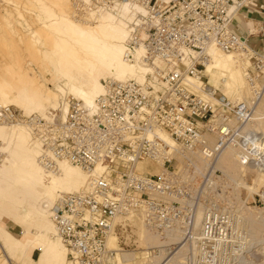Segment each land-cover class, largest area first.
Listing matches in <instances>:
<instances>
[{"label": "built area", "instance_id": "1", "mask_svg": "<svg viewBox=\"0 0 264 264\" xmlns=\"http://www.w3.org/2000/svg\"><path fill=\"white\" fill-rule=\"evenodd\" d=\"M72 2L77 10L116 12L121 3L127 6L122 57L138 62L142 77L103 78L102 91L90 104L66 96L62 118L53 109L23 115L0 103V121L27 125L44 168L54 170L57 161H64L86 173L82 188L56 196L50 215L70 261L102 264L111 252L105 237L113 217L139 210L147 226L164 238H177L172 243L182 246L178 264H233L234 249L218 212L206 209L195 229L194 211L185 208L181 174L186 159L194 164L193 152L211 160L231 145L240 152L241 163L250 159L253 135L246 122L264 91V20L252 30L241 29L237 14L244 7L264 10V4L257 0ZM240 47L247 58L243 76L250 98L231 101L216 91L210 97L202 94L208 49ZM191 75L200 78L199 91L191 88ZM184 152L190 158L183 157L178 167L175 154ZM142 161L153 162L158 170H140Z\"/></svg>", "mask_w": 264, "mask_h": 264}, {"label": "rangeland", "instance_id": "2", "mask_svg": "<svg viewBox=\"0 0 264 264\" xmlns=\"http://www.w3.org/2000/svg\"><path fill=\"white\" fill-rule=\"evenodd\" d=\"M23 1L0 0V90L2 89L6 93L4 97L7 100L6 104L25 115L31 112L41 113L26 107L27 103H31L32 98L41 97L42 91L47 97H50L57 93L55 85L58 82L67 83V76L75 70L69 62V58L75 59L77 62H90L91 59L79 45L71 40H62L59 54H53L54 35L49 27L50 23H41L31 9L28 10L30 6L28 9L24 6ZM71 11H74L72 15L78 20L77 24L83 23L90 26L88 21L80 19V14L75 11L74 7ZM255 23L251 22L250 26L254 28ZM254 40L257 41L258 38H254ZM234 52L241 53L242 51ZM68 55L70 56L68 57ZM243 55L245 56L244 53ZM59 69L62 70L60 74L57 73ZM107 74L99 76L101 82L107 76L126 79ZM128 78L137 77L132 75ZM202 80L205 83L208 82L204 72ZM246 86L245 88H248ZM222 87V85H216L213 88L216 93L235 101V99H230V90L226 91ZM195 90L199 91L197 88ZM66 96L73 95L66 93L62 100ZM261 96V101L259 100V103L256 104L257 100L251 106L246 125L253 135V138L251 137V140L253 139L251 152L261 150V148H256L257 146L252 142L257 139L259 142H264L263 133H258V131H262L260 128L264 127V93ZM249 98V90L244 89L240 98L236 100ZM52 109L60 114L59 107L57 110V108L49 106L46 110ZM19 122L23 124L22 121H0V193L6 195L5 202L13 201L10 208L26 206V211L20 217L26 221L28 219V222L23 223L19 228L7 220L5 216L10 217L7 213L4 216L0 215V220L4 228L8 227L14 233L21 230L26 234L30 229L33 216L37 211L45 208L48 202L42 200L38 202L37 195L35 196V193L28 189L15 196V191L22 189L21 185L10 187L7 184L8 176L12 174V163L16 157L11 146L14 140L20 139V136L17 135L18 130H16ZM1 142H4V145H1ZM191 159L194 164H199V167L193 163L192 165L186 159L188 164H184L181 175L185 182V208L187 211H194L195 229L199 226L202 214L206 209L218 212L219 216L225 220L228 238L234 249L233 264H264V172L257 173L253 169H249L247 162L250 160L241 163L240 160L230 161L219 155L214 162L216 171H212L195 156ZM156 170L158 167H155L154 171ZM8 212L11 213L12 209H9ZM125 212L116 215L112 222L113 231L109 230L106 237V246L111 252L105 264H114L116 258H122L121 264H158L167 260L165 258H169L171 253L179 250L172 258V261L178 264L182 259L180 244L174 245L169 239L155 234L153 229L145 224L139 210ZM13 239L11 240L13 241ZM5 241L6 238L0 237V264H59V258L45 257L42 253L37 252V249L31 250V243L26 237L24 240L14 241L10 249L4 243ZM114 241L117 243V247L112 248L111 245ZM19 246L20 251L13 252ZM67 252L64 255L65 261L70 260Z\"/></svg>", "mask_w": 264, "mask_h": 264}, {"label": "bare ground", "instance_id": "3", "mask_svg": "<svg viewBox=\"0 0 264 264\" xmlns=\"http://www.w3.org/2000/svg\"><path fill=\"white\" fill-rule=\"evenodd\" d=\"M23 4L27 9L30 6L28 10L31 9L41 23H50L49 27H51L54 35L53 54H59V47L63 43L62 40H71L79 45L82 51L86 52L91 59L90 62H77L75 59L71 60V58H69V62L75 70L72 74L67 76V83L62 84L58 82L55 85L57 93L52 94L50 97H47L42 91L41 97L38 99L32 98L31 103H27V108L30 107V109L44 113L49 106L55 109L57 108V110L59 107L60 114H57L58 112L56 114L58 118H62L66 108L64 99L62 100L63 96L66 93H70L75 98L80 99L84 104L92 103L93 97L102 91V84L99 78L101 74L108 73L112 76L123 78L134 75L137 77L136 79L142 77L141 73H138L142 69L140 64L135 61H126L122 57V39L127 33L126 18H128L130 14L129 9L124 3H121L117 7L116 12L108 9L91 8L77 10L71 0H24ZM72 7L80 14V19L88 21L90 26H86L83 23H76L78 20L72 15V12H74L71 11ZM240 13L241 12L237 14V17ZM234 51H242L244 53L242 47L230 51H221L217 48L208 49V56L206 60H204V66L202 68V74L204 72L208 78V82L204 83V90L200 91L202 94L210 97V93L215 91L213 87L222 85V88L226 91L230 90V99L236 100L240 98L244 89L248 91V88H245L246 85L243 76L247 58H245L242 52ZM69 56L70 55H68V57ZM57 73H62V70L59 69ZM188 80L193 90H195V88L199 89V87H197L200 84V78L198 76L191 75L188 77ZM0 94L1 103L6 104L7 100L4 98L6 95L5 91L1 89ZM58 95L59 98H57ZM261 99L262 96L259 97L256 104H258ZM247 122L246 125L248 124ZM20 123L21 122L17 123L18 129H16L18 130L17 135L20 136V139L14 140L15 142L13 141L11 146L12 152L16 157L13 160L12 174L8 176L9 182L7 184L10 187L21 185L22 189L16 190L14 193L15 196L20 195V193H23V190L28 189L35 193V196L37 195L36 200H38V202L42 200L48 202V205L36 212V215H34V218L31 220L30 229L26 234L21 232V230L18 233H14L8 227L4 228L0 220V237L6 238L4 243L9 249L14 244V241L18 242L20 239L24 240V237H26L31 243V250L37 249V252L42 253L45 257L59 258V264H72L70 260H64V255L68 250L57 234L50 215L56 196L60 192L74 191L82 188L86 182V173L80 167L64 161H57V166L54 170L44 168L38 161L40 148L37 141L32 137L27 125ZM260 129L262 131H258V133L262 132V139H264V127ZM22 139H25V141H22ZM252 143L257 146L256 148H261V150L251 152V146L253 144L249 142L250 161L247 162V167L253 169L257 173L261 171L264 172V142H259L257 139V141ZM1 145H4V142H1ZM193 154L199 161L204 163V166H208L210 170L216 168L214 167V162L219 155L226 158V160L235 162L240 160L241 157L238 149L231 145L225 147L217 157L211 160L203 158L194 152ZM175 155L179 158V162H176L178 167H181V160L183 157L190 158L187 152ZM196 166L199 167V164ZM138 167L144 172H151V170L154 171L156 166L151 161H142L138 163ZM96 168H99V164L96 165ZM5 196L6 195L0 193V215L4 216V214L6 215L7 213V215L10 216H5L7 220L20 228L23 223L28 222V219L26 221V219L22 218V220L20 217L21 214L26 211V206L22 205L21 207L10 208L13 201L10 200L5 202ZM9 209H12L11 213L8 212ZM195 224L194 216V227ZM109 230L113 231L112 224ZM152 231L163 237L158 232ZM12 238H14L13 241L11 240ZM176 240L177 238L170 241L175 242ZM176 244L178 245L180 243L176 242L174 245ZM116 245L117 243L114 241L111 246L114 248L117 247ZM19 251L20 246L13 252ZM178 252L179 250H176V252L168 256L169 258H165L167 260L158 264H175L172 258ZM107 260L108 257L102 264H105ZM120 262H123L122 258H116L113 263L121 264Z\"/></svg>", "mask_w": 264, "mask_h": 264}, {"label": "crops", "instance_id": "4", "mask_svg": "<svg viewBox=\"0 0 264 264\" xmlns=\"http://www.w3.org/2000/svg\"><path fill=\"white\" fill-rule=\"evenodd\" d=\"M259 3L264 4V0H257ZM240 14L238 15L237 19L240 22V28L245 29L246 27H250L252 30L253 27L250 26L251 22H257L264 20V10H254L247 7H244L240 10ZM33 252V251H32ZM31 252V255H32Z\"/></svg>", "mask_w": 264, "mask_h": 264}]
</instances>
